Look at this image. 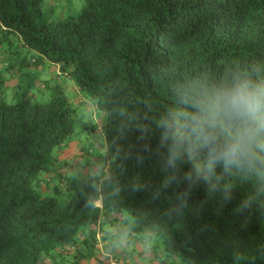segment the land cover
Instances as JSON below:
<instances>
[{
  "label": "trees",
  "instance_id": "trees-1",
  "mask_svg": "<svg viewBox=\"0 0 264 264\" xmlns=\"http://www.w3.org/2000/svg\"><path fill=\"white\" fill-rule=\"evenodd\" d=\"M0 54V89L18 80L11 102L0 96V264L79 251L108 222L162 237L174 264H264V178L233 171L182 203L184 186L158 192L155 152L156 124L181 107L179 93L229 67L264 70V0H85L61 18L48 0H0ZM45 59L93 111L63 80L31 71ZM98 133L100 173L60 158Z\"/></svg>",
  "mask_w": 264,
  "mask_h": 264
},
{
  "label": "clouds",
  "instance_id": "clouds-1",
  "mask_svg": "<svg viewBox=\"0 0 264 264\" xmlns=\"http://www.w3.org/2000/svg\"><path fill=\"white\" fill-rule=\"evenodd\" d=\"M178 104L156 124L164 173L158 192L184 186L177 198L187 203L194 188L205 183L217 190L233 171L264 178V70L226 68L179 93ZM187 159L194 163L185 169Z\"/></svg>",
  "mask_w": 264,
  "mask_h": 264
},
{
  "label": "crops",
  "instance_id": "crops-1",
  "mask_svg": "<svg viewBox=\"0 0 264 264\" xmlns=\"http://www.w3.org/2000/svg\"><path fill=\"white\" fill-rule=\"evenodd\" d=\"M61 1L48 0L51 4H59ZM53 65L56 71L52 73L50 67ZM32 68L39 72L41 81L52 78L63 80L69 95L77 92L74 80L60 75L59 65L45 59L41 65ZM43 95L46 97V93ZM133 234L127 225L108 222L98 226L97 233L80 245L79 251L68 250L70 253H67L59 249L54 258L42 257L40 264H174L170 257L164 258L163 253L158 251L153 243L155 236L152 233Z\"/></svg>",
  "mask_w": 264,
  "mask_h": 264
},
{
  "label": "rangeland",
  "instance_id": "rangeland-1",
  "mask_svg": "<svg viewBox=\"0 0 264 264\" xmlns=\"http://www.w3.org/2000/svg\"><path fill=\"white\" fill-rule=\"evenodd\" d=\"M68 1H70V0H62L59 4H58V2L53 4L55 11H56L57 18H61V17L65 16L71 12H73V14L78 13V11H80V9L83 7V5L85 3V0H71L72 7H69ZM47 5H49V4H47ZM28 56L32 57L33 52L30 51L28 53ZM1 58H2V56L0 54V59ZM1 66H2V62H0V68H1ZM32 66H34V65H32ZM29 68L31 69V67H29ZM32 70H33V68L31 69V71ZM50 70L53 73L56 71V67L52 66V67H50ZM7 76H9V75L7 74ZM45 81H47V80H44V82ZM17 82H18V80H17L15 75L12 77L9 76V78L6 82V85L3 86L2 89H0V96H3L8 102H11L13 100V94L15 92L14 89L16 88ZM41 93L42 92H39L40 95H41ZM70 97H71V100L74 102V104H76L77 106H79L80 104H84L82 106L85 108L86 111H90V110L93 111L94 107H93L92 103L89 100H87L86 98L82 97L81 93H78L76 91L71 92ZM41 101H45V99H42ZM95 114H96V112L94 113V115ZM87 135H89V136H83L82 139L80 138V139L72 140L66 148H63L59 151L60 158L62 160L66 159L72 166L77 167L79 172L83 175H89L91 173H96V172L100 173V171L103 167V164H104L102 161V155L105 151V145H104V141L102 140V135L100 133L95 134L94 136L91 134H87ZM85 139H88V142L92 145L97 144V147L94 149V151H85L84 150L83 142H85ZM97 159H100V160H97ZM97 161H99V162L97 163ZM55 181L57 182V180H55ZM55 181L52 183L51 187H53L54 183H56ZM43 189L45 190V192L51 193V191H52L51 188L46 187L45 185H43ZM153 243L155 244L158 251H161L163 253L164 258H166V257L172 258L173 257L172 255L168 254L165 251V245H164V241H163L162 237L155 236ZM168 255H170V256H168ZM175 260L177 261V264H179L178 263L179 261L181 264H187V263L183 262L182 259H180V258H176Z\"/></svg>",
  "mask_w": 264,
  "mask_h": 264
},
{
  "label": "built area",
  "instance_id": "built-area-1",
  "mask_svg": "<svg viewBox=\"0 0 264 264\" xmlns=\"http://www.w3.org/2000/svg\"><path fill=\"white\" fill-rule=\"evenodd\" d=\"M99 204H100V202H99ZM133 235H135V234H133Z\"/></svg>",
  "mask_w": 264,
  "mask_h": 264
}]
</instances>
